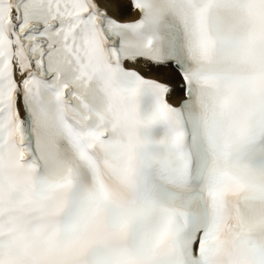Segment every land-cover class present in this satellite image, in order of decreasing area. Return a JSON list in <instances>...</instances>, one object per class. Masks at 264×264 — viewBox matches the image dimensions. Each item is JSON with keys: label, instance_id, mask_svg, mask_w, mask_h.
<instances>
[{"label": "snow or ice", "instance_id": "1", "mask_svg": "<svg viewBox=\"0 0 264 264\" xmlns=\"http://www.w3.org/2000/svg\"><path fill=\"white\" fill-rule=\"evenodd\" d=\"M0 264H264V0H0Z\"/></svg>", "mask_w": 264, "mask_h": 264}]
</instances>
